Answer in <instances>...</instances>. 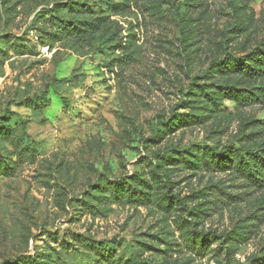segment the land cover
<instances>
[{"label":"rangeland","instance_id":"1","mask_svg":"<svg viewBox=\"0 0 264 264\" xmlns=\"http://www.w3.org/2000/svg\"><path fill=\"white\" fill-rule=\"evenodd\" d=\"M262 43L264 0H0V264H264Z\"/></svg>","mask_w":264,"mask_h":264},{"label":"trees","instance_id":"2","mask_svg":"<svg viewBox=\"0 0 264 264\" xmlns=\"http://www.w3.org/2000/svg\"><path fill=\"white\" fill-rule=\"evenodd\" d=\"M60 6H68L69 8H71L68 2L63 3ZM48 14L49 12H43L41 15L46 16ZM49 21H51L52 24H50L51 28L55 26V31H42V29L39 28L38 33L40 34V38H43L41 33H45L46 36L60 37V34L65 30L69 33L74 34L79 31H85V28L83 26H87L85 24L79 25L75 22L67 21L66 19L58 17L56 15H49ZM59 31L60 34L58 33ZM222 64H226V62H223ZM224 68L229 70L231 69L233 70V72L239 74L240 76L261 78L262 76H264V43H262L259 48H256L249 55L238 57L237 59L235 58L234 63L231 66H227ZM225 94H230L235 98V100H239L243 104L247 105L253 102L260 101L262 98H264V86L259 85V87H254L251 90L231 89L227 90ZM61 101L64 106H70L68 98L61 96ZM234 153L236 155L235 158L237 160V166H239L247 176L252 177L253 181H259V176L261 174L260 168L264 167V150L242 146ZM223 154L224 152L216 151L215 156L218 160L217 163L221 161ZM204 156L205 154L203 153V158ZM228 159H230V157ZM224 162L225 160H223V163Z\"/></svg>","mask_w":264,"mask_h":264}]
</instances>
